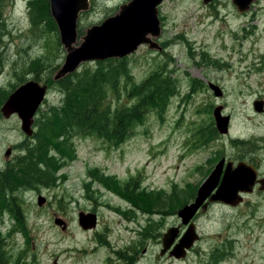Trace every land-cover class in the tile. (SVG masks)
Instances as JSON below:
<instances>
[{
	"label": "rangeland",
	"instance_id": "rangeland-1",
	"mask_svg": "<svg viewBox=\"0 0 264 264\" xmlns=\"http://www.w3.org/2000/svg\"><path fill=\"white\" fill-rule=\"evenodd\" d=\"M93 1V6L81 11L76 20L75 46L87 27L114 16L124 0ZM27 4L28 0H2L0 3L4 19L0 45V109L3 100L27 80L39 78L40 83H46L49 75L54 80L56 70L52 74L48 70L30 71L32 62L38 56L49 49L50 56L54 57L52 63L60 66L66 55L50 8L52 21L46 20L35 26L29 17ZM40 4L43 2L40 1ZM39 10L42 17L43 7L39 6ZM160 14L164 22L160 35L170 41L169 48L166 53L150 50L146 46L138 48L128 58L131 82L146 78L152 69L166 68L167 74L176 79L179 93L163 111L151 110L144 122L137 125L129 138L119 145L112 146L94 136L74 134L75 158L59 161L65 164L55 171L54 185L21 186L7 190L5 198L12 207L11 199L16 198L15 204L23 212V221L19 223L10 211V216L0 212V238H3L1 244L4 247L0 252L4 251L2 259L6 264H108L111 248L124 254L125 250L139 243V233L147 229L154 236L158 234L147 255V258H153L155 251L160 253L162 248V234L171 226H179L180 230L185 225L176 214L178 207L170 208V213L164 208L163 216L146 215L143 209L128 199L127 184L130 182L129 187L139 199L150 196L163 203L165 201L158 197V192L165 194L175 187L177 198L185 201L205 179L209 165L215 162L216 150L231 155L234 151L232 141L263 136L264 111H256L253 100L264 97V75L253 76L237 85L228 79L226 93L221 100H216L211 91L205 90H196L190 96L187 76L198 77L200 51L205 48L213 56L226 54L230 60L238 57L240 51L230 57L221 51V46L232 43L229 36H233L241 24L247 23L250 15L237 13L230 0H217L215 3L167 0L161 6ZM178 35L184 39L176 38ZM93 62L95 60L82 62L75 71L80 72ZM5 92L6 95L3 94ZM186 94L189 96L185 97ZM60 98L58 91L47 88L34 115L33 133L37 131L40 120H44L37 118L39 109L46 112L50 106L58 105ZM125 100L126 92L123 91V103ZM218 105L224 109V115L230 116L228 133L217 131L218 134L206 142L199 133L207 124H214L213 110ZM32 137L22 131L16 114L6 118L0 111V172L8 166L15 169L13 163L17 156L24 155L18 147L33 142ZM7 148H11L9 156L5 155ZM51 154L60 159L59 154L53 151ZM101 175L112 178L113 185L107 186L102 182ZM38 195L46 198L42 206L37 204ZM173 199L170 195V201ZM226 205L200 209L195 225L202 239L184 261L170 259V264H204L199 262L207 254H211L210 264H264V191H256L238 207ZM91 209L97 210L100 215L94 233L86 232L90 229H81L77 222L79 211L94 212ZM120 212L130 217L125 218ZM55 218L62 219L66 228L55 224ZM107 232H110L109 237ZM143 241L146 242L145 239ZM226 250L235 252L228 262L223 259ZM117 257L120 258V255ZM219 260L224 262L219 263ZM159 264L169 263L160 261Z\"/></svg>",
	"mask_w": 264,
	"mask_h": 264
},
{
	"label": "trees",
	"instance_id": "trees-1",
	"mask_svg": "<svg viewBox=\"0 0 264 264\" xmlns=\"http://www.w3.org/2000/svg\"><path fill=\"white\" fill-rule=\"evenodd\" d=\"M40 1L43 4H40ZM27 5L33 25L43 24L46 20L52 21L48 0H28ZM39 6L44 9L42 17ZM3 26L4 19L0 6V45L3 41ZM178 37L184 39L181 35ZM50 52L47 49L44 54L38 56L32 62L30 71L38 73L48 70L52 74L59 66L52 63L54 57L50 56ZM131 80L127 57L95 61L80 72L74 71L60 80H52L50 75L47 77L45 82L48 88L58 91L61 95L60 102L58 105L50 106L46 112H41L39 109L37 118H44V120H40L37 131L33 133V137L31 136L34 141L18 147L24 151V155L17 156L13 163L15 169L13 166H8L6 170L0 172V212L7 209L17 221H23L15 204L16 198L11 199L12 207L5 198V192L21 186L32 188L36 185H54L55 171L65 164L59 161L75 158V146L72 140L74 134L94 136L112 146L119 145L129 138L137 125L144 122L151 110L163 111L169 101L179 93L176 79L167 74L166 68L152 70L139 82H131ZM37 81H40L39 78ZM195 88H199V83L192 80L189 90L193 91ZM123 91L126 92L127 99L124 103ZM188 96L189 94H186L185 97ZM217 134L213 123L207 124L199 133L206 142ZM51 151L59 154L60 159L57 160ZM100 178L107 186L113 185L112 178L102 175ZM129 186L130 182L127 188L125 187L128 199L143 211L152 202H158L150 196L147 199L137 198ZM176 194L178 193L175 187L165 194L158 192V197L165 201L159 203V211L166 209L165 204L170 195L174 197L170 201V208L181 207L187 202V200L180 201ZM189 196L191 198L193 194ZM2 239L0 238V249H4L1 244ZM3 254L4 251L0 252V264H6L2 259Z\"/></svg>",
	"mask_w": 264,
	"mask_h": 264
},
{
	"label": "water",
	"instance_id": "water-1",
	"mask_svg": "<svg viewBox=\"0 0 264 264\" xmlns=\"http://www.w3.org/2000/svg\"><path fill=\"white\" fill-rule=\"evenodd\" d=\"M48 1L51 15L60 30V43L66 50L63 63L53 74L54 80H60L74 72L82 62L104 60L111 57L121 58L134 52L142 43H146L149 49L161 50L159 43L153 38L157 37L160 32L157 6L162 0H131L128 4L121 6L114 16L106 18L100 24L88 27L76 46L74 45L77 36L76 20L81 11L89 9L88 0ZM207 1L204 0V2ZM249 1L232 0L239 12L246 11ZM148 33L151 34V37L146 36ZM46 90L47 84H42L34 79L27 80L7 96L0 109L2 115L8 118L11 114H16L21 121L22 131L28 136H32L34 115L45 97ZM214 94L222 95L216 88ZM254 107L257 111H261L262 102H257ZM221 111L222 106L220 105L213 110L215 127L219 133L226 134L230 116L222 114ZM10 152L11 148H7L5 155L9 156ZM240 168L246 169L244 163L240 162L235 168L228 164L219 181L222 161L215 165L213 171L201 182L194 200L184 204L176 212L181 223L186 226L181 237L179 236V226H171L162 234L160 255L169 250V255L176 259L186 256L187 250L198 239L192 218L200 206L206 207L207 203L204 201L216 185L218 187L208 198L209 201H220L232 206H236L241 201L238 191H250L252 175H249L248 178L243 177L238 172ZM45 201L44 196L38 195L37 204L39 206H42ZM54 222L57 225H62V229L66 228V223L62 219L55 218ZM77 222L84 230L93 229L97 225V216L93 212L80 211L77 214Z\"/></svg>",
	"mask_w": 264,
	"mask_h": 264
},
{
	"label": "flooded vegetation",
	"instance_id": "flooded-vegetation-1",
	"mask_svg": "<svg viewBox=\"0 0 264 264\" xmlns=\"http://www.w3.org/2000/svg\"><path fill=\"white\" fill-rule=\"evenodd\" d=\"M130 1L131 0H124L123 4H119L118 9L121 6L128 4ZM164 1L167 0H162V2L157 7V17L160 26L164 24V22H162L163 21L162 15L160 14V9L161 6L164 4ZM209 1L215 3L217 0H208L207 2ZM230 1L233 4L232 0ZM93 4L94 1L92 0V5H91V0H89V6H93ZM234 6L236 8L237 13L243 14L244 12H246V14H249L250 15L249 21L247 23L241 24L239 29H237L233 33V36H229L230 41H232V43L231 44L226 43V45L225 43H223L221 46V51L227 53L228 56L230 57L238 53L239 51L240 54L238 57H232L230 60L227 58L226 54L225 56L223 55L218 56L217 54L213 56L208 54L207 48L201 50L200 51L201 58L199 62L200 68H199L198 77H190L189 75H187L189 78V83L192 80L198 81L199 83V88H195L193 91L191 90L190 96L193 95V93L196 90H205L206 92L211 91L212 95L216 100L217 99L221 100L225 96L226 93L225 84L228 79L229 80L232 79L235 82L234 84L237 85L238 82L244 83L246 80L251 79L253 76L264 75V0H250L247 9L244 12H239L237 6L236 5ZM161 32H162V26H161ZM222 34L223 33H221L220 36ZM146 36L151 37V34L148 33ZM156 40L158 41L161 47L159 53H166L167 49L169 48L170 41H168V39L161 38V35L160 36L158 35L156 37ZM242 41L243 43L240 44ZM241 45L243 47L240 49ZM140 46H146L148 48L147 44H142ZM156 51L158 52V50ZM232 62H234L236 65H233ZM224 75H226L228 78H225ZM215 88L218 89V91L222 94L220 97L214 94ZM259 101L262 102V110L258 112H263L264 97L255 98L253 100V106H255V104ZM223 111L224 109L221 111L222 114ZM214 126H215V122H214ZM232 145L234 151L231 153V155L225 154L222 150H216L214 152L215 162L214 164L209 165L208 172L204 178H206L213 171L215 165L220 161H222V169H221V175L219 177V181L221 180L223 172L228 164H230L232 168H235L240 162L244 163L246 169L240 168L239 169L240 171L238 169L237 170L243 177L248 178L249 175H252V183L250 185V191H240V190L238 191V195L241 197V201L236 206L229 205L231 207H238L239 204H242L247 197L254 195L256 191L257 192L264 191V133L263 136L259 139L252 138L247 141L234 140L232 141ZM200 184L201 183H199L196 189L194 190L191 189V191L193 190L192 199L190 198L187 199V202L185 204L190 203L194 200L197 193V189L200 186ZM217 187L218 185H216L212 193L204 201L207 203L205 208L218 204H223L225 206H228L222 202L221 203H219L218 201L211 202L208 200V198L216 191ZM165 206L168 209V211L166 212L170 213V196L167 199V203L165 204ZM205 208H202V206L198 208V210L196 211V213L192 218L194 223L200 209L203 210ZM17 210L19 216L23 218V212L18 207V204H17ZM92 211H94L93 213L96 214L97 224L99 225L100 215L97 210H92ZM143 212L148 216L156 215V214H160L161 216H163L164 213L163 211H159L158 202H152L151 205L148 208H145ZM120 214L123 215L125 218L130 217L129 215L121 212ZM18 222L20 223L21 221L19 220ZM97 226L86 232L91 231V233H94L97 230ZM185 229H186L185 226L184 229L180 228L179 236L182 234V232ZM148 231L149 229L139 233L140 236L139 243L135 245L133 248H128L127 250H125L124 254L114 250V248H111V253H110L111 257L108 260V264H159L160 261H162L163 263L168 262L170 264V259L177 261L175 257L169 255V250L165 252L163 255H160L158 250H156L153 258H147V255L149 253V247L153 246V244L156 242L158 238V234L154 236L152 232H148ZM109 235L110 232H107L106 236L109 237ZM144 239L146 240L145 243L143 241ZM201 239H202V235H200V233L198 232V239L195 240L193 246L187 250L186 256H188V254L194 249L196 243L199 242ZM92 240L94 241L95 238H93ZM99 242L101 245L102 242L101 239H99ZM111 246L114 247V245ZM140 247L143 248L138 251V248ZM92 249H94V247ZM118 255H120V258L117 257ZM210 255L211 254H207L206 258L200 260L199 263L205 262L204 264H210L212 262ZM234 256H235L234 251L229 252L226 250V255L223 259L226 258L227 259L226 262H228L229 258L231 260L233 259ZM185 259L186 257L181 258L179 260L184 261ZM218 262L221 263L224 262V260H219Z\"/></svg>",
	"mask_w": 264,
	"mask_h": 264
},
{
	"label": "bare ground",
	"instance_id": "bare-ground-1",
	"mask_svg": "<svg viewBox=\"0 0 264 264\" xmlns=\"http://www.w3.org/2000/svg\"><path fill=\"white\" fill-rule=\"evenodd\" d=\"M88 2H89V0H88ZM108 42V41H107ZM240 171V170H239ZM236 173V172H235Z\"/></svg>",
	"mask_w": 264,
	"mask_h": 264
}]
</instances>
